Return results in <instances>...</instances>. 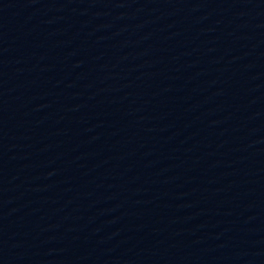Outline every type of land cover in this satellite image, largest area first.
<instances>
[{
	"label": "water",
	"instance_id": "95a60500",
	"mask_svg": "<svg viewBox=\"0 0 264 264\" xmlns=\"http://www.w3.org/2000/svg\"><path fill=\"white\" fill-rule=\"evenodd\" d=\"M0 264H264V0H0Z\"/></svg>",
	"mask_w": 264,
	"mask_h": 264
}]
</instances>
